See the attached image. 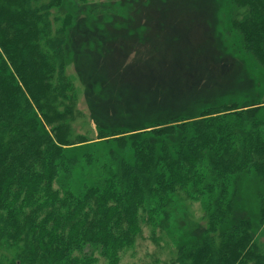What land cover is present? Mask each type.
<instances>
[{"label": "trees", "instance_id": "1", "mask_svg": "<svg viewBox=\"0 0 264 264\" xmlns=\"http://www.w3.org/2000/svg\"><path fill=\"white\" fill-rule=\"evenodd\" d=\"M142 1L154 0L132 4ZM127 2L0 0V264H117L120 252L143 238L144 226L151 239L159 228L172 240L170 264H264V248L257 242L264 225L263 92L254 88L241 102L229 91L218 100L211 96L191 114L167 112L178 100L176 93L164 83L142 85L140 74L147 70L136 62L123 65L128 58L123 46L107 38L122 23L116 14L127 10ZM228 2L240 9L230 21L239 34L232 40L240 39L264 72V0ZM172 3L166 0L165 8ZM73 25L81 31L75 52L81 83L91 87L97 81L102 89L110 75L120 72L126 107L119 119L128 123L129 107L143 106L123 135L105 130L110 97L104 93L108 109L97 120V132L109 133L100 139L115 135L110 139L120 149L129 145L133 162L112 154L117 167L108 171L102 188L89 185L81 195L52 184L60 169L69 171L74 164L73 158L64 159L65 150L84 141L69 138L76 94L66 73V45ZM208 32L215 50L223 45L225 53L228 47L237 52L234 42L215 29ZM168 41L175 45L174 36ZM98 50L107 55L102 67ZM152 93L161 97L160 104L150 97L144 106L143 98ZM93 159L86 156L88 163ZM204 165L209 181L201 171ZM243 172L262 188L250 208L240 206L248 189L239 183ZM183 196L205 199L208 222L180 241L169 229Z\"/></svg>", "mask_w": 264, "mask_h": 264}, {"label": "rangeland", "instance_id": "2", "mask_svg": "<svg viewBox=\"0 0 264 264\" xmlns=\"http://www.w3.org/2000/svg\"><path fill=\"white\" fill-rule=\"evenodd\" d=\"M165 1L154 0L147 4L142 1L132 4V0H128L127 10H120L116 14L122 23L118 24L114 34L111 37L107 35V38L123 46L122 51L127 53L128 57L123 65L131 66V63L136 62L137 66L147 70L146 74H140L142 85L145 81L156 87L164 83L171 88V93H176L178 100L168 105L167 112L191 114L192 110L197 111L198 105H203L211 96L214 95V99L218 100L229 91L234 92V97L241 102L254 92V88L256 91H262L264 98V72L243 50L240 39L235 42L232 40L233 36L238 39L239 34L230 28V21L236 13H240V9L236 12L228 0H217L216 9L213 6L214 0H171L173 3L166 8ZM211 28L218 31L226 42H234L237 52L228 47V52L225 53L223 45L215 50L214 39L208 32ZM80 32L78 27L73 25L66 45L69 51L66 73L72 78L76 94L73 102L75 112L70 121L71 130L69 125L68 129L71 141H76L78 136L84 141L65 150L64 159L73 158L74 164L69 171L60 169L52 182L61 191L69 190L76 195H81L89 185L102 188L108 171L117 167V161L112 158V154L129 163L133 162V151L129 145L120 149L116 141L110 139L116 137L115 135L100 139L109 133L97 132V120L102 121V113L108 109L104 93L110 97V116L106 117L103 127L105 130L123 132V135L130 130L125 125H134L143 108L141 103L129 107V122L126 124L123 123L124 120L119 119V112L126 107L118 85L121 80L120 72L110 75L102 89L97 81H93L91 87L81 83L83 77L80 78L75 69L79 66L75 52ZM170 36L175 37L174 46L169 44ZM95 57L99 67L108 64L107 55L99 50L95 52ZM86 64L89 63H84V66L80 63V66L86 68ZM92 74H86L84 78ZM256 81L260 83L255 85ZM138 95L139 93L136 96ZM150 97L153 104H160L161 97L152 93L143 98L144 106ZM121 117L125 119L126 114H121ZM87 155L94 158L91 163L86 161ZM201 171L206 175L207 181L211 180L205 165L201 166ZM239 181L247 183L248 187L246 193H242L245 197L242 198L240 206L250 208L256 191L262 188L248 172L241 173ZM182 200L184 206H181V202L176 204L175 221L170 218L173 223L169 229L170 234L180 241L193 237L196 231L200 227L205 228L208 222L203 208L205 199L190 200L183 196ZM150 233L148 227L144 226L143 238L138 237L130 248L120 252L117 264H151L153 258L160 259L156 264H170L169 252L174 250L172 240L159 228L155 230L154 240L149 237ZM257 242L264 248V225L260 228Z\"/></svg>", "mask_w": 264, "mask_h": 264}]
</instances>
